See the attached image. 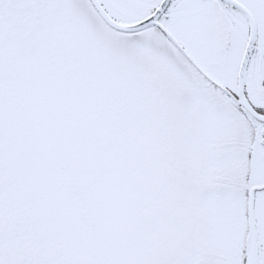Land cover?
<instances>
[{
  "label": "snow or ice",
  "instance_id": "obj_1",
  "mask_svg": "<svg viewBox=\"0 0 264 264\" xmlns=\"http://www.w3.org/2000/svg\"><path fill=\"white\" fill-rule=\"evenodd\" d=\"M0 264H264V0H0Z\"/></svg>",
  "mask_w": 264,
  "mask_h": 264
}]
</instances>
